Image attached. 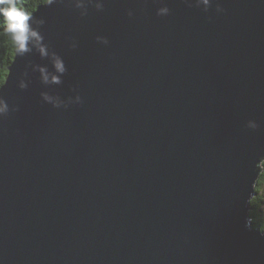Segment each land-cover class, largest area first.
I'll list each match as a JSON object with an SVG mask.
<instances>
[{
	"label": "water",
	"instance_id": "obj_1",
	"mask_svg": "<svg viewBox=\"0 0 264 264\" xmlns=\"http://www.w3.org/2000/svg\"><path fill=\"white\" fill-rule=\"evenodd\" d=\"M0 87V264H264V0H48Z\"/></svg>",
	"mask_w": 264,
	"mask_h": 264
},
{
	"label": "trees",
	"instance_id": "obj_2",
	"mask_svg": "<svg viewBox=\"0 0 264 264\" xmlns=\"http://www.w3.org/2000/svg\"><path fill=\"white\" fill-rule=\"evenodd\" d=\"M48 0H16L19 7L24 8L29 15L38 8V6L43 5ZM5 26L0 20V87L5 83L6 76L8 74V67L13 60L14 53L17 44L12 41L9 34L4 30ZM262 174H259L255 186V196L250 202L249 219L251 227L253 229H259L260 232L264 233V213L262 211L260 185L264 183V162L261 164Z\"/></svg>",
	"mask_w": 264,
	"mask_h": 264
},
{
	"label": "clouds",
	"instance_id": "obj_3",
	"mask_svg": "<svg viewBox=\"0 0 264 264\" xmlns=\"http://www.w3.org/2000/svg\"><path fill=\"white\" fill-rule=\"evenodd\" d=\"M207 2L208 0H203L204 4ZM0 20L5 26V32L18 45L19 50L26 51L30 39L37 36V33L31 29L29 13L19 7L16 0H0ZM4 110V107H0V112Z\"/></svg>",
	"mask_w": 264,
	"mask_h": 264
},
{
	"label": "rangeland",
	"instance_id": "obj_4",
	"mask_svg": "<svg viewBox=\"0 0 264 264\" xmlns=\"http://www.w3.org/2000/svg\"><path fill=\"white\" fill-rule=\"evenodd\" d=\"M264 162V160L261 162V164ZM261 164H260V168H261ZM263 170L260 171V174H262ZM259 178V177H258ZM260 194H261V203L260 205H262V211L264 213V183L262 182V184L260 185ZM250 221V219H249ZM251 226V223H250ZM260 231V230H259Z\"/></svg>",
	"mask_w": 264,
	"mask_h": 264
}]
</instances>
